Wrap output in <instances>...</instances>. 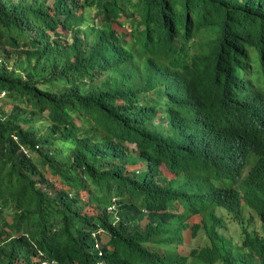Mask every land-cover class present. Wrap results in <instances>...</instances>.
Here are the masks:
<instances>
[{"label": "trees", "instance_id": "trees-1", "mask_svg": "<svg viewBox=\"0 0 264 264\" xmlns=\"http://www.w3.org/2000/svg\"><path fill=\"white\" fill-rule=\"evenodd\" d=\"M120 17L131 23L129 39L112 26L123 24ZM199 31L203 42L192 52ZM250 46L264 63V0H0V264L175 262L167 246L176 252L194 215L202 224L191 225L192 235L204 229L213 250L193 257L264 264V236H250L249 220L241 226V205L233 208L244 232L238 247L210 210L228 198L227 181L239 188L249 182L243 206L264 225V123L252 124L259 137L244 133L249 149L226 155L200 148L187 128L184 146L171 144L151 122L160 86L174 76L195 85L200 99L199 84L207 83L204 97L225 86L221 104L246 112L251 105L238 102L239 83L223 78L247 67ZM166 104L169 122L183 125L189 111ZM23 149L48 168L55 190ZM175 200L185 207L180 213L170 212ZM99 226L109 236L102 257L92 237Z\"/></svg>", "mask_w": 264, "mask_h": 264}, {"label": "clouds", "instance_id": "clouds-1", "mask_svg": "<svg viewBox=\"0 0 264 264\" xmlns=\"http://www.w3.org/2000/svg\"><path fill=\"white\" fill-rule=\"evenodd\" d=\"M251 49H254V47L250 46L246 48L247 67L238 68L240 70L238 72L236 71L234 75L229 76L226 81L223 78V82H225V85L233 83L234 80H236L239 83V91L237 94L238 102L250 103L251 106L249 109H247L248 112L247 111L242 112L238 109L225 107L221 104V102L223 101L222 93L225 89V86L223 87L219 95L204 97L202 95V91L203 88L207 85V83L199 84L197 90L201 97L200 99L196 93L195 85L187 84L183 76L176 77L173 75L175 77L174 83L172 81H168L166 78L163 81V84L160 86L162 99L156 101L155 104L153 105L152 110L155 111V113L152 114V119H151V121H153L152 124L154 125L160 124V126L157 127H159L164 132L165 136L170 138L171 144L177 143L184 146V142L181 140L182 137L181 130L183 128H187L193 133H195V135L197 136V140L199 141L200 148H208V149L213 148V149L221 150L226 155H231L233 153L239 155L242 154L246 149H249V148H244L242 145L244 133L246 132L248 139L250 137L254 138V131L256 133V137H259L261 135L260 130L254 128L252 129V124L264 123V97H262V93L264 92V63L260 62V59H258L256 52L257 59L255 63L256 64L258 63L260 70H256L255 72L254 69L251 68V60L249 57V52L251 56H253ZM204 79L209 80L208 75ZM167 82L169 83V85L167 84ZM167 101L179 102V104L182 105L181 107L183 109L189 111V114H184V117H186L187 120L183 125L181 126L175 125L174 118L171 119V121L169 122L166 116ZM158 115H160V119H158L157 117ZM155 119H157L156 122ZM225 138H229L231 141L237 140L240 143L238 146H234V145L228 146L226 143H221ZM128 146L131 147V145ZM23 152L26 155V157H30L32 159L34 158L35 154L31 156L32 153L31 151H27L26 149H23ZM37 166L39 165L37 164ZM244 175H245V171L241 173L240 178L244 177ZM212 182L216 186H219V180L212 179ZM235 183L236 182L227 181L226 191H229L228 198L218 203L217 201H213L214 206L210 208V210H213L212 219L216 220L214 223L219 224V226L217 227L218 230L219 229L225 230L228 228L230 223H234L233 208L236 204L241 205V211L238 217H241L243 208L250 210L245 206H243V201L245 196L247 194H250L251 192L250 183L248 182L244 186H242L244 187L243 189L242 187L239 188L236 183V188L238 189L234 190ZM56 186L57 183L54 186V190ZM211 200H213V198H211ZM176 203L180 204L181 206L180 210L174 209ZM107 209L109 211H113L114 205L109 206ZM183 209H185L184 205L180 201L175 200L172 202V205L170 207V212H174V211L181 212L183 211ZM190 218L187 217L189 227H187L183 231V242L181 245L176 246L175 251L177 248L184 246L185 232L187 230L190 229L192 238L197 237L198 232L200 231L198 230L196 236L192 235V229H191L192 224L189 222ZM200 224H202V219ZM246 231L250 232L247 229ZM105 232L106 231L101 226L97 227V230H94L92 232V237L95 240V250L97 251L99 257H102L103 254L102 246L107 244V242L109 241L107 240L104 242L101 238V235L105 234ZM243 235L244 232H242V239L244 238ZM250 236H253L252 232ZM206 238L208 242L204 246L190 249L187 255L181 253L180 255L179 253L174 252L172 249H169V247L167 246L168 252L171 251L180 258V260H176L175 262H171L167 264H218L217 262L216 263L211 262L212 260L211 255L205 259H200L192 256V252L194 251L200 252L205 249L213 250L212 241L207 237V235ZM227 238H231L232 241L234 240L233 237H227ZM242 239H240L238 243H240ZM232 243L236 247H238V243L236 244L234 242ZM39 264H58V263L54 260H45V261H41ZM97 264H103V263L98 262Z\"/></svg>", "mask_w": 264, "mask_h": 264}, {"label": "rangeland", "instance_id": "rangeland-1", "mask_svg": "<svg viewBox=\"0 0 264 264\" xmlns=\"http://www.w3.org/2000/svg\"><path fill=\"white\" fill-rule=\"evenodd\" d=\"M48 2L50 0H47ZM96 11V8L92 9L91 10V16L94 17V13ZM129 17H127V20H128ZM98 19V17H94V20L96 21ZM124 20V17H120L119 21L120 22H123V24H119V23H114L112 26L114 28L117 29L118 32H121V33H125L127 34V39H129V34H130V27H131V23L129 21H123ZM57 31L59 32H62L60 31L59 29H57ZM63 33H67V32H63ZM135 37H138V34L135 33V36H133V49L135 51H137V44L135 42ZM70 39V37H68V40ZM200 40V31L198 32L197 36H195L193 39L190 40V45H194L193 47V51L195 52H198L200 49L199 48V45L196 44L197 41L198 43H202L203 41H199ZM140 48H141V45H140ZM206 49V47H205ZM251 52L253 53V56H251L250 52H249V57H250V60H251V68L254 69V71L256 72V70H260L259 66H258V63L256 64L255 61L257 59L256 57V50L255 49H251ZM0 106L1 104L3 103V101H6V97L4 96L3 93L0 94ZM11 107V104L8 103V102H5V105H4V108L5 110H9ZM158 119H160V115L157 116ZM157 121V119H155V122ZM153 123V121H151ZM61 150L63 152L67 151V145H64L61 147ZM34 153H31V156L33 155ZM36 163L38 164V158L36 155H34V158H33ZM39 168L41 169L43 175L45 176V178L47 179L48 183L52 186V189H54V186L56 185V182H54V180L50 177V174L48 173L49 170L47 167H40V164H38ZM137 167L136 168H139L141 167L142 165L141 164H137L136 165ZM164 167V166H163ZM165 173V171H163ZM168 176V175H166ZM85 197L86 194H85ZM134 202L139 204L140 205V200H138L137 198H134ZM175 210H180L181 209V206L180 204H175V207H174ZM85 212H88L89 214H92L94 211L92 209V207L90 205H87L85 206ZM177 212H180V211H177ZM241 217H242V221L241 222V226H244V223L249 220V223L247 225H245L247 228L248 231H252V235L255 236V237H261V236H264V225H262L257 216L255 215V213L251 210H247L245 208L242 209V213H241ZM145 218V216H143V219ZM189 222L191 224L193 223H201V217L199 215H195V216H192L190 219H189ZM146 223V220H143L141 221L140 225L143 226L145 225ZM221 234H224L225 232V236L226 238L227 237H233L234 240L233 242L236 244L238 243V241L240 239H242V232L240 230V226L237 224L236 221H234V223H230L228 228L225 229V230H221L219 229ZM101 238L102 240L105 242L107 240H109V237L108 235L106 234H102L101 235ZM208 242L207 238H206V235H205V230L204 229H201L199 232H198V235L197 237L195 238H192L191 237V231L190 229L187 230L185 232V244L184 246H181L179 248L176 249V253H181V254H188L190 249H193V248H197V247H202L204 246L206 243ZM180 254V255H181Z\"/></svg>", "mask_w": 264, "mask_h": 264}]
</instances>
